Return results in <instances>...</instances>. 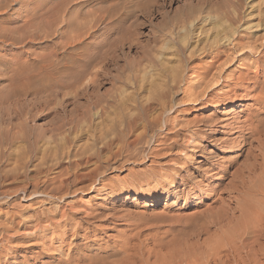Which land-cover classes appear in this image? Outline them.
I'll use <instances>...</instances> for the list:
<instances>
[{
    "label": "rangeland",
    "instance_id": "374dc122",
    "mask_svg": "<svg viewBox=\"0 0 264 264\" xmlns=\"http://www.w3.org/2000/svg\"><path fill=\"white\" fill-rule=\"evenodd\" d=\"M232 11H239L240 15L256 17L255 15L258 13L264 14V0H0L2 25L8 28H18L24 25V22L30 23L35 28L32 25L30 28L27 26L29 29L27 28V31L24 29L25 31L19 35L25 36V34L32 32L36 34L35 31H37L36 35L40 39L39 42L23 45L20 50H9L6 58L9 57L8 60H11L13 54L19 53L21 62H27L28 66L32 60L37 58L36 56L44 57L47 55L46 53L56 48L57 56L55 54L52 60L54 61V70H51H58L59 74L65 73V75L66 73L68 75L76 74L83 66L82 64L86 60H90V65L87 66L88 70L85 73L86 76L81 81L79 88L86 87V82L94 75H98L95 93L100 98L102 97L103 105L104 103L108 104L104 105L108 113L105 112L101 116L99 115V108L90 110L91 114L93 113L92 123L95 124L104 120L102 128V132L105 131V136L102 135L104 141L115 140L114 143H117L111 147L110 151H106L107 154L106 152L103 153L105 156H108L109 153L112 154L110 163L113 168L115 167L105 173L103 181L106 183V187L102 188L103 190L86 194L79 191L72 193L74 189L80 187V185H75L71 187V193L62 200L63 202L53 201L48 204L45 198L41 197L36 199L42 200L43 204H41L42 202L36 204L37 200H32L27 195L28 197L25 198L18 197L12 202L11 205L13 206L11 207L6 205L0 207V224L6 222V218L13 219L14 216L17 218L16 220H27V218L32 217L33 212L45 213L50 211L52 213L56 209H60V213L65 212L64 215L59 213L54 218L53 226H50L49 231L45 232L41 242L26 241V244L25 242L23 244L22 242H9L10 244L6 243V245L3 242L5 247L4 250L0 247V255L4 262L0 264H62L68 260L84 262L93 257H108L107 255H112L111 260H115L130 252L132 253V251H128L130 246L128 242L131 245H139V241L144 243L140 246L142 249H137L155 253L158 251V246L153 244L155 248L153 247V240L148 239L149 235L161 233L159 234L161 236L169 226L177 227L178 224L173 221L196 220V218L202 220L203 216L212 215L213 211L216 212L218 207L220 209L227 206L232 196H238L240 191L251 187V184L247 182V188H237L235 184L237 179L233 183L231 180L232 173L245 160L244 153L239 151L240 134L235 132V129L249 118L252 111L255 110L254 106L246 99L221 102L217 101L215 96H211L210 98L214 100L212 102L207 101V105L204 106L180 104L183 98L181 88H185L189 82L194 81L193 75L195 74L186 68L193 67L194 63L183 68V73L179 68L178 75L183 77L179 80L182 82L176 83L173 99L171 97L173 104H180L176 107L179 112L173 114L172 118L176 117L174 118V130H180V134L175 139L178 140L179 144L183 143V147L167 151L165 146H156L159 142H155V138H158L157 135H159L158 141H163L164 139L161 137L167 132L164 130V115L161 113V104L162 99H164L162 96L165 94L164 82H167L166 70L170 69V66L171 69H174L178 65L177 50L185 43L191 47L196 45L198 35L196 33L200 28L207 30V34L210 36L212 31L229 25L223 22L219 24L218 21H215V17L223 16L224 12L225 14L234 13ZM257 21L256 19L255 22ZM33 22L37 23L34 24ZM215 22H218L217 25ZM210 57L205 59V62H208ZM230 70H233L235 76L241 71L237 63ZM34 75L39 80L40 85L41 82H48L46 79L48 74L45 71ZM40 85L38 84L37 90ZM76 87L77 85L72 89L70 88V91L69 89L68 91L64 90L67 91L66 96L65 94H63L64 96L62 94L49 96L47 88H40L39 92L37 91V98L42 101L37 109L39 115L30 121L29 125L39 129L37 136L40 135L42 138L48 136L45 138L46 140H54L58 145H60L59 142H64L62 141L64 138L65 143L67 142L65 146L68 147L67 151L69 150L71 156L69 159L63 158L61 160L59 158L52 164L49 163V167L44 166L46 173L42 174L43 176L35 175L33 165H36L38 161L33 162L27 170L28 178H39L40 183L47 179H52L58 183L59 177H62L63 174L72 173L70 167L72 166L71 162L75 159L74 153L78 155L80 151L92 152V150L82 147L91 144L92 139L97 138L101 133L92 131L91 126L93 125L81 119V113L87 108V102L84 100L85 97H74L73 93ZM110 98L119 101L121 108L124 109L121 112V119L112 114L113 108H110ZM29 99L30 96H27L26 100ZM105 99L108 103L104 101ZM210 114H214L215 118L221 120V124L216 128L205 126L200 121ZM156 118H159V124L153 121ZM112 120L116 126H114L115 124L112 126ZM133 120L137 121L136 127L128 128L127 123ZM71 121L73 123L70 125L69 122ZM56 124H63V132L61 130V133L54 135L56 138L52 135V138L49 139L51 135L48 128ZM199 129L204 131L200 133L201 136L198 139L191 141V143L184 142L187 136ZM206 134L208 139L203 138L206 137ZM117 135H119L120 140L119 137L115 138ZM65 137L67 138L65 139ZM69 139L72 144H68ZM119 141H125L126 144L134 141V145H126V148H121V145L118 144L122 143ZM153 148L158 149V151L161 150L160 153H164V155L154 160L148 158ZM167 153L170 155L167 156ZM170 159H178L177 164H169ZM56 161L57 163H55ZM197 162H201V164H196ZM11 168H14L13 164L4 167V170L9 171ZM44 168L43 170H45ZM89 169L91 166L86 167L83 171ZM150 169L155 171L154 175H151ZM166 174L167 176H165ZM170 174L172 179L180 183L177 188L178 198L165 200V197L160 195L156 202L146 196L142 199H136L137 193L153 194V188H157L158 194L164 191L165 180L169 181ZM243 176L246 177L244 173L241 178ZM27 177L20 185L29 187L28 184L31 183V180ZM146 180L149 181L146 182ZM46 185H40L39 191H44ZM13 187L16 188L18 185L4 187V190ZM52 187L49 185V188ZM32 189L29 187L28 193ZM113 190L117 195L112 194L111 191ZM232 192L235 193L232 194ZM238 197L239 200H243V198L250 200L251 196L246 194L243 198H241L242 196ZM232 202V206L229 205V207L234 208L236 206L235 201ZM165 203L166 205H164ZM69 206H73V210L79 212L78 215L74 216V211L71 210V212ZM91 211L94 213L101 212L105 217L112 214L116 217L118 215V218L96 222L94 223L96 228L90 231L88 224L82 219ZM131 213L143 216L147 221L133 227L131 224L133 219L123 217L124 214ZM235 215L238 216V214ZM162 216L163 218L168 217L167 222L159 219ZM169 219L171 220L169 221ZM68 220H70V226L67 225L69 231L65 233L63 229ZM152 221L155 223L152 224ZM234 222L236 223V221ZM232 224L234 225L231 222L229 227ZM225 229L226 227H223L222 231ZM222 231L216 230V233L220 232L216 234L212 229L209 231V237L214 238L218 234L221 235ZM64 233L65 235H62ZM170 235L169 233L166 235L163 243L167 245L172 241L173 243H180V241L177 242L173 239L174 236ZM205 237L208 236H203L202 240L206 239ZM33 243L35 246H28ZM204 249L203 247L202 250ZM153 260L154 258L151 259V261Z\"/></svg>",
    "mask_w": 264,
    "mask_h": 264
},
{
    "label": "bare ground",
    "instance_id": "6f19581e",
    "mask_svg": "<svg viewBox=\"0 0 264 264\" xmlns=\"http://www.w3.org/2000/svg\"><path fill=\"white\" fill-rule=\"evenodd\" d=\"M190 14L189 16L191 17ZM242 15L243 14H239V11H235L231 14H225L224 12L223 16L221 17L216 16L215 21H218L219 24L220 22H223L228 23L229 25L222 26L220 27L221 29L219 28V30L214 29L215 31H212V35L210 36H208L207 30L200 28L196 33L198 34L196 45L191 47L189 44L185 43L179 48V50H177V67L175 66L174 69H171V66L170 69L166 67L168 68L166 70L167 82H164L165 94L162 96L164 99H162L163 102L161 104V113L164 115L163 125L165 127V129H163L167 130V132L163 137H161L164 139L163 141H158L159 135H157L158 138H155V142H159L156 144V146H165L164 148L167 151H172V149L182 146L183 143L179 144L178 140L175 139V137L180 134V130H174V118L176 117L172 118L173 114L179 112L176 107L180 104L204 106L207 105V101L212 102L214 100L213 98H210L211 96H215L217 101L221 102L224 100H248L252 103V106H254L255 110L253 109L254 111H252L249 118L242 122L241 126L236 127L235 129V132L237 131L240 134L241 140L239 151L240 153H244L245 160L244 163L239 165L232 173L231 183L237 179L235 182L237 188L245 189L247 188V182H249L251 187H249L247 190L240 191L238 196H242L241 198H243L247 194L249 197L251 196L250 200H247V198L239 200V197L235 195L236 197L232 196L231 201H228L227 206H223L220 209L218 207L216 212L213 211L212 215L203 216L202 220H200V218H196V220L187 219L184 221H173L178 224L177 227L169 226L161 236L159 235L161 233L149 235L148 239L153 240L152 245L154 244L155 246H158V251H155V253L149 252L148 250L147 252L139 250L141 248V244L144 242L138 240L139 245H131L130 242H128L130 245L128 247V251H132V253L130 252L127 255H123L119 259L111 260L112 255H107L108 257H93L84 262H81V260L78 262H72L68 260L62 264H264V14L258 13L255 15L256 17ZM256 19L258 20L257 22H255ZM37 22L39 23V21ZM241 22L243 23L241 24ZM23 24L24 25L18 28H8L2 25L0 20V207L3 205L11 207L13 206L11 204L14 202V200H17L18 197L25 198L27 195L32 200L44 197L48 204L53 201H62L66 198V196H68L69 193H71V187L75 185H80V187L74 189L72 193L79 191L80 193L86 194L93 191H100L102 188L106 187V183L103 181V178H105V173L109 169L113 168L112 164L110 163L113 157L111 156L112 154L109 153L108 156H105L103 153L108 150L110 151L111 147L117 145V143H114L115 140H110L109 142H107V140L104 141L105 139H103L102 136L105 133V131L104 133L102 132L103 119L102 122H97L95 124L92 123L93 113L91 114L90 110L99 108V115L102 116L105 112H107L106 106L104 105H108L105 103L103 105L102 97L100 98L98 95H96L97 93H95V84L98 83V75H94L93 78L86 82V84L84 82L86 87L83 89L79 88L81 81L86 76L85 73L86 70H88L87 66L90 65L89 59L91 58L88 59L89 61L86 60V62L82 64L83 66L81 69L74 75H68L67 73L66 75L65 73L59 74L57 72L58 70L53 71L54 61L52 60L55 54L57 56L56 48L46 53L47 55L44 57L36 56L37 58L32 60L31 64L28 66L26 61V63L21 62L19 53L13 54L11 60H8L9 57L8 59L6 58L8 55L7 52H10L9 50L11 49L20 50L23 45L27 43L39 42V36L36 35L37 31H35L36 34L32 32L30 34H25V36L19 35V33L25 31L24 29L27 31V26L30 28L32 25H30V23L26 24V22ZM32 26L34 27V25ZM208 57H210V60L205 62V59ZM56 62L55 64H57ZM191 63H194L195 65L193 67L186 68V70L193 71L195 74L193 75L194 81L189 82L185 88H181L183 98L180 101V104H173L172 99L175 93V86L177 85L176 83L182 82L179 80V78H183L179 77L178 75L179 68L183 73V68L187 67ZM236 63L241 69L237 76L234 75L233 70H230V68ZM58 64L61 63L58 62ZM172 65L174 64L172 63ZM42 71H45L48 74V77L46 78L48 82H41L40 85L39 80L36 79L37 77H35L34 74L36 73L37 75L38 72ZM38 84L40 85V88H47L49 90V96L52 97L58 94H62V96H64L63 94H67L68 89L70 91V88L72 89V87L77 85L75 88L76 90L73 93L74 97H85L84 100L87 102V108L81 113V119L89 122L90 125H93L91 126L92 131H98L101 133L99 136H97V138L92 139L93 142L91 144H86L87 146L85 147H82L84 146L82 144L81 147L92 150L91 153H86L83 151H80L78 155H75L74 153L75 159H73V161L71 160L72 166L70 167L72 173L65 175L63 174V176L61 175L62 177H59V181H57L58 183L52 179H47L45 181H41L40 183L39 178L31 179L27 177L28 167L35 161H38V163L33 165L35 168L33 171L36 176H40L46 173L44 166L49 167V163L52 164L53 161L59 158H61V160L63 158L69 159L71 156L69 150L67 151L68 147L65 146L67 145V142L65 143V140H63L64 138L62 139L64 142H59L60 145H58V143L56 144V141H52L50 139L52 138V135L54 136L57 135V133H61V130L63 132V124L53 125L51 128L49 127L50 130L48 128V132L51 135L49 136L50 140L45 139L48 136L45 138H42L40 135L37 136V131L39 129H35V126L29 125V122L33 121V119L39 115L37 109L42 102L41 99L37 98V91L40 89L38 87L39 89L37 90ZM64 90L67 91L65 92ZM27 96H30L29 100H26ZM104 101H106V99ZM110 102V108H113L112 114L115 116L117 115V118L121 119V112L124 109L121 108L120 102L115 98L109 101V103ZM106 103H108V101H106ZM121 104L124 105L123 103ZM214 114H210L200 121L205 124V126L216 128L221 124V120L215 118L213 116ZM153 121H156V124H159V118H156ZM111 122L113 126L115 123L113 124V120ZM71 123H73V121L69 122L70 125ZM135 125H137L136 120L127 123L128 128H134ZM114 126H116V124ZM203 131L204 130L199 129L197 132L191 133L190 136L186 137V140L183 139L184 142L191 143V141L198 139L201 136L200 133ZM90 132L91 131L89 130V133ZM205 136L206 137L203 138H209L207 134ZM117 137H119V135H117L115 138L117 139ZM66 138L67 137H65V139ZM70 143L72 144L69 139L68 144ZM119 143H122L118 144L121 145V148H126V145H134V141L128 142L129 144H126L125 141H119ZM160 151L153 148L148 158H153L154 160L160 156H163L164 153L162 154ZM107 153L108 152H106V154ZM166 155L169 156L170 153H167ZM177 162L178 159L169 160V164H177ZM55 163H57V161ZM9 164H13L14 168H11L13 170H4V167H7ZM196 164H201V162H197ZM89 166H91V169L83 171ZM43 168L45 170H43ZM150 172L151 175L155 174L153 169H150ZM243 173L246 175V177L243 176L241 178ZM165 176H167V174ZM26 177L31 180V183L28 184L29 187L33 188L30 193H28L29 187L20 185L25 181L24 179H26ZM169 177V181L165 180L166 187H164V191L158 194L157 188H153L155 194L154 192L150 195L137 193L136 199H142L146 196L150 199H154L153 202H156L159 200L160 195H163L165 200L178 198L177 188L180 186V183H177L174 179H172L171 174ZM148 181L149 180H146V182ZM181 181L184 182L183 179H181ZM42 184H47L46 188L43 189L44 191H39L41 188L40 185L42 186ZM54 184L57 186L55 187ZM13 185H18V187L4 190V187H12ZM49 185L54 187L49 188ZM111 192L112 194H116L114 190ZM233 193L235 192H232V194ZM232 201H235L236 206L234 208L229 207V205L233 203ZM39 203L43 204V201L37 200L36 204ZM164 205H166V203ZM70 206L69 209L71 211L73 210V206ZM59 210L56 209L52 211V213H50V211L45 213L33 212L32 217L27 218V220H16L17 218L15 216L13 219L6 218V222L0 224L1 249L4 250L6 243L9 242H22V244L25 242L26 244V241L38 242L44 239L45 232L49 231L50 226H53L55 222L54 218L60 213ZM78 213L79 212L75 210L73 215L76 216ZM64 214L65 212L60 213V215ZM235 214H238V216L236 217ZM123 217H126L130 220L133 219V223H131L133 227L139 223L147 221V219L143 216L134 215L132 213L124 214ZM85 218L86 220H84ZM117 218L118 215L116 217L114 214H112L111 216L105 217L103 214H101V212L94 213L91 211V213L86 214L82 220L88 224L89 230L92 231L96 228L94 223L99 221L102 222L116 220ZM159 219L161 221L167 222L168 217L163 218L162 216V218ZM170 220L171 219H169V221ZM234 221H236V223ZM69 222L70 220H68L66 226H64L63 230H65V233L69 231V227H67V225L70 226ZM231 222H233L234 225L232 224V226L229 227ZM154 223L152 221V224ZM223 227H226L224 231H222ZM212 229H214L215 233L216 230H221V235L218 234L216 237H214V235V238H211V236L209 237V231ZM65 233L62 235H65ZM168 233L174 236L173 239L177 242L180 241V243H173V241L169 245L163 243V239L166 238ZM203 236L208 237H205L206 239L202 240ZM132 238L134 239V237ZM184 244L185 246H182ZM28 246H35V244L33 243ZM203 247L205 248L204 250H202ZM153 258L154 260L151 261ZM1 262H4V260L0 255V263Z\"/></svg>",
    "mask_w": 264,
    "mask_h": 264
}]
</instances>
